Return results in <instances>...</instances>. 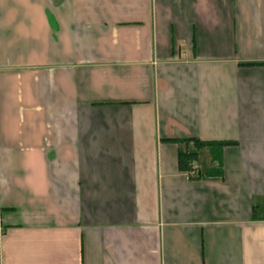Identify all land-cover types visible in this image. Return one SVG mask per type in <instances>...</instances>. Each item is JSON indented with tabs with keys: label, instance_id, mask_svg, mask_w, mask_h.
I'll return each mask as SVG.
<instances>
[{
	"label": "crops",
	"instance_id": "obj_1",
	"mask_svg": "<svg viewBox=\"0 0 264 264\" xmlns=\"http://www.w3.org/2000/svg\"><path fill=\"white\" fill-rule=\"evenodd\" d=\"M0 264H264V0H0Z\"/></svg>",
	"mask_w": 264,
	"mask_h": 264
},
{
	"label": "trees",
	"instance_id": "obj_2",
	"mask_svg": "<svg viewBox=\"0 0 264 264\" xmlns=\"http://www.w3.org/2000/svg\"><path fill=\"white\" fill-rule=\"evenodd\" d=\"M193 143L196 152L186 151L179 149L178 151V168L181 172L191 174L193 172V166L198 160L197 152L204 150L209 156V166L202 170L196 169V175L194 179L214 180L222 177V150L225 146L233 145L231 142H202L196 139H189L185 141H177L178 145L184 143ZM197 166V165H196Z\"/></svg>",
	"mask_w": 264,
	"mask_h": 264
},
{
	"label": "rangeland",
	"instance_id": "obj_3",
	"mask_svg": "<svg viewBox=\"0 0 264 264\" xmlns=\"http://www.w3.org/2000/svg\"><path fill=\"white\" fill-rule=\"evenodd\" d=\"M198 162V164H197V167L198 168H201L202 170H204V168L206 167V164H207V157L204 155V154H200L199 156H198V160H197ZM200 167H199V166Z\"/></svg>",
	"mask_w": 264,
	"mask_h": 264
},
{
	"label": "built area",
	"instance_id": "obj_4",
	"mask_svg": "<svg viewBox=\"0 0 264 264\" xmlns=\"http://www.w3.org/2000/svg\"><path fill=\"white\" fill-rule=\"evenodd\" d=\"M196 169H197V166L194 165L193 166V172L191 174H187V178L194 179L195 178V175H196Z\"/></svg>",
	"mask_w": 264,
	"mask_h": 264
}]
</instances>
